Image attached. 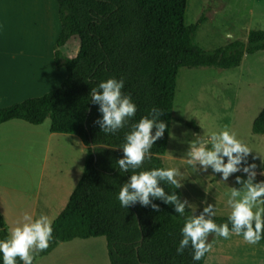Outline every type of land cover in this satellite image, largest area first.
I'll return each instance as SVG.
<instances>
[{
  "label": "trees",
  "instance_id": "trees-1",
  "mask_svg": "<svg viewBox=\"0 0 264 264\" xmlns=\"http://www.w3.org/2000/svg\"><path fill=\"white\" fill-rule=\"evenodd\" d=\"M55 2L60 32L53 63L57 70L65 69L66 78L58 89L41 97L0 108V125L18 120L39 126L48 119L51 133L74 135L87 151L82 176L65 208L52 222L54 238L34 258L48 255L60 243L103 237L109 264H203L206 254L194 262L190 247L182 255L176 254L184 220L174 206L151 196L148 206H141L139 201L126 208L120 206L117 194L132 171H121L118 166V160L123 158L120 146L129 125L148 116L155 106L164 112L155 118L166 124V131L154 142L150 158L138 170L164 167L162 157L173 120L179 70L237 68L244 56L264 51V31H249L245 42L236 40L206 51L192 40L203 18L193 25H184L187 0ZM74 37L79 42L78 53L67 59L60 49ZM109 77L124 79L122 91L131 96L137 107L134 121L115 134L103 133L97 123L102 120V113L90 98V89ZM189 126L194 128L193 122ZM251 131L264 135V108L253 121ZM158 186L165 189L166 195L176 194L183 202L179 188L166 181H158ZM152 204L158 210H153ZM185 213L192 214L187 207ZM209 218L221 224L227 222L228 216H205ZM9 236L0 217V239ZM260 243L264 244V239Z\"/></svg>",
  "mask_w": 264,
  "mask_h": 264
},
{
  "label": "rangeland",
  "instance_id": "rangeland-1",
  "mask_svg": "<svg viewBox=\"0 0 264 264\" xmlns=\"http://www.w3.org/2000/svg\"><path fill=\"white\" fill-rule=\"evenodd\" d=\"M200 18L203 23L192 40L203 50H214L236 40L245 42L249 31H264V0H187L184 25H193ZM59 32L55 0H0V88H12L8 83L11 76H18L21 81L32 80L34 71L24 70L26 65L39 66L46 74L53 73L35 87L10 94V99L0 101V106L41 97L60 87L66 71L60 69L57 74L51 55V44L56 43ZM78 48V39L74 37L60 51L65 58L73 59ZM263 108L264 51L244 56L240 66L230 70H179L173 120L162 159L165 168L179 169L182 199L195 216L202 215L203 208L209 204L215 206L216 216H228V189L239 187L235 183L237 176L242 179L247 176L237 172L222 181L221 174L213 173L210 166L207 171H201L196 164L193 170L186 164L190 142L227 126L258 157L255 160L248 157L249 163L257 165L254 182L264 180L261 175L264 135H254L251 131ZM191 122L196 131L189 126ZM49 126L47 119L42 127ZM21 131L0 132V217L9 235L13 227L24 222V214L37 218L40 213L51 220L56 218L83 171L80 141L75 136L61 139L57 145L56 140L47 145L39 136ZM10 137L16 141L11 142ZM56 168L67 176L66 184L53 175ZM49 197L51 204L46 208L44 202ZM208 242L213 248L206 253L203 264H264V244L250 245L235 234L228 239L212 234ZM33 264H109L106 241L98 237L60 243L48 255L35 257Z\"/></svg>",
  "mask_w": 264,
  "mask_h": 264
},
{
  "label": "clouds",
  "instance_id": "clouds-1",
  "mask_svg": "<svg viewBox=\"0 0 264 264\" xmlns=\"http://www.w3.org/2000/svg\"><path fill=\"white\" fill-rule=\"evenodd\" d=\"M124 85L122 77H109L90 89L91 101L99 105V111L102 113V120L97 123L105 134H115L126 123L134 121L137 107L131 96L122 91ZM163 113V110L152 107L149 115L132 122L129 131L124 135V143L120 146L123 158L117 163L121 171L126 172L130 168L132 171L117 194L120 206L126 208L136 201H139L141 206H148L150 196L174 206L175 212L184 220L176 254L182 255L184 250L190 247L194 262L200 261L206 253L212 251L213 245L208 242L210 233L224 239L235 234L242 236L250 245L259 244L264 239V180L254 182L257 165L248 162L249 156H252L253 160L258 157L254 156L248 144L238 139L227 126L207 134L204 138L192 140L186 153V164L192 166L193 170H196V164L200 165L201 171H207L210 166L213 173L221 174L222 181H227L231 174L237 172L246 174V179L236 177L235 183L239 187L228 189L226 204L230 213L225 223L217 224L214 219H205L206 215L215 217L217 214L215 206L211 204L203 208V214L200 216L186 215L187 201L181 202L176 194L166 195L165 189L158 186V181H166L173 188H180L181 173L178 168L138 170L141 164L150 158L149 150L154 142L166 131V124L155 118ZM152 114L155 116L149 118ZM261 175L264 176V171ZM151 207L158 210L155 204ZM23 221L11 229L8 238L0 239V264H18L17 258L22 264H33L34 256L47 249L49 242L53 240L52 220L47 215L40 214L33 219L32 216L24 214Z\"/></svg>",
  "mask_w": 264,
  "mask_h": 264
},
{
  "label": "crops",
  "instance_id": "crops-1",
  "mask_svg": "<svg viewBox=\"0 0 264 264\" xmlns=\"http://www.w3.org/2000/svg\"><path fill=\"white\" fill-rule=\"evenodd\" d=\"M18 5L16 4L15 7H14V11L15 13L17 14L18 13ZM69 43V42H68ZM67 43V44H68ZM67 44L62 47L61 49H64V48H67ZM55 45L56 43L53 42V44H51V55H52V60H53V54H54V50H55ZM69 47V46H68ZM60 49V50H61ZM63 55V53H62ZM64 56V55H63ZM65 57V56H64ZM54 64V63H53ZM54 66V69L55 71L57 72V74L59 73L60 70H57L55 68V65ZM24 70L28 71H34L31 75H32V80H28V79H22V81L19 79L18 76H11L9 77L8 79V83L11 85V89H6V88H0V101L1 100H5V99H10L8 98V96L11 94L13 95V93H21L23 91H25L26 89H29L31 87H35V84L38 83V82H44L48 77L47 75L51 76L53 75V73H50V74H46L45 72H42L41 70V67L39 66H36V65H33L32 67L29 65H26V67L24 68ZM46 71V70H45ZM49 72H52L51 68H50V71ZM48 80V79H47ZM64 80V79H63ZM62 80V82H63ZM60 81V80H59ZM58 81V83H60ZM61 82V83H62ZM34 83V84H32ZM30 84V85H29ZM4 85V84H3ZM61 85V84H60ZM1 87V86H0ZM53 91V90H52ZM36 94V93H35ZM24 101V100H23ZM22 102V101H21ZM16 102H14L15 104ZM19 103V102H17ZM11 105V104H10ZM6 107V106H4ZM0 108H3L2 106H0ZM43 124L42 125H39V126H33V125H30L28 123H25L23 121H18V120H14V121H10V122H7V123H4L2 125H0V132L1 131H4L5 133H12V132H16V133H19V132H22L21 130L23 131H27L28 133H33V135L36 137V136H39V138H42V140H44L46 142V144L50 145L54 140H56L57 142H55V144L57 145L59 143V141L61 139H70L72 138L74 135H70V134H55V133H51L50 132V126L46 129H43ZM76 137V136H75ZM74 138V137H73ZM78 138V137H76ZM9 139H11L10 141L13 142V141H16L13 139V137H10ZM16 139H19V138H16ZM75 141L74 142V145L76 144V139H74ZM78 140L80 141V139L78 138ZM79 148H80V152L82 153V160L80 162V165H83V169H84V162H85V159H86V156L84 155V153L87 154V151H86V147L82 144V142L80 141L79 143ZM85 159H84V158ZM84 161V162H83ZM83 173V171H82ZM53 175H55L57 177V179L59 181H62L64 182L65 184L68 182V178L67 176H65V173L60 171L58 172L57 168L54 170V173ZM82 176V174H81ZM77 178V176H76ZM81 177L78 178V181L80 180ZM77 181V183H78ZM76 183V185H77ZM75 185V186H76ZM75 188V187H74ZM73 188V189H74ZM73 191V190H72ZM71 191V193H72ZM70 193V195H71ZM70 197V196H69ZM69 199V198H68ZM68 202V200H67ZM66 202V204H67ZM51 204V199L50 197L44 202V205H47L46 208H48V206ZM65 204V206H66ZM64 206V208H65ZM63 208V209H64ZM62 209V210H63ZM62 210L59 212V214L62 212ZM58 214V215H59ZM40 215V213H39ZM38 215V216H39ZM58 215L56 216V218L58 217ZM53 217L52 219V222L56 219ZM35 219V218H33Z\"/></svg>",
  "mask_w": 264,
  "mask_h": 264
}]
</instances>
